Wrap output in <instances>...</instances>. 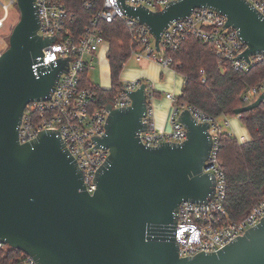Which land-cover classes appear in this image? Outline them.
<instances>
[{
  "label": "water",
  "instance_id": "obj_1",
  "mask_svg": "<svg viewBox=\"0 0 264 264\" xmlns=\"http://www.w3.org/2000/svg\"><path fill=\"white\" fill-rule=\"evenodd\" d=\"M16 2L20 19L0 57V242L37 264H264V218L217 252L180 257L172 236L179 206L214 195L215 180L204 173L213 139L209 124L184 111L179 122L185 142L146 146L140 138L149 107L145 84L130 94L129 108L106 107V135L97 143L110 156L93 194L58 133L43 131L32 142H20L27 106L51 98L69 60L38 66L56 38L39 35L36 0ZM120 2L126 16L149 28L158 51L172 22L207 8L239 32L248 63L264 52V16L245 0H178L158 12ZM263 103L264 94L236 116Z\"/></svg>",
  "mask_w": 264,
  "mask_h": 264
},
{
  "label": "built area",
  "instance_id": "obj_2",
  "mask_svg": "<svg viewBox=\"0 0 264 264\" xmlns=\"http://www.w3.org/2000/svg\"><path fill=\"white\" fill-rule=\"evenodd\" d=\"M175 1L178 0H125L126 5L132 8H144L152 12L161 11ZM245 1L264 16V0ZM36 5L40 19L39 35L47 39L56 38L54 43L43 50V58L38 59V66L50 67L63 59L69 60V67L67 72L61 74L49 100L35 101L27 106L19 128L20 142L22 144L32 142L43 131L58 133L76 159L90 194L97 190V173L110 156V151L97 143V139L106 135L108 105L95 107L94 89L83 87L81 84L83 74L89 73L95 62L99 61L98 54L104 51L108 56L110 51V44L104 37L102 24H113L118 19L122 20L130 36L131 58L146 59L176 73L181 65L174 64L173 58L168 56L167 52L178 50L188 39L211 44L220 60L219 64L229 63L238 72H249L253 66L264 63V52L251 56L250 63L243 58L248 47L239 32L227 28L226 17L212 9H196L189 17L172 22L162 35L158 51L156 40L149 28L141 25L137 19L126 16L120 0H102L101 8L81 33L69 28L75 14L61 0H36ZM2 6L4 16L0 18V31L5 28L9 19V9L17 7V2L9 0ZM83 7L92 10L94 2L84 1ZM4 51L0 50V57ZM122 84L123 89L111 103L114 109L129 108L132 105L130 94L144 83L135 80ZM262 94H264V80L245 91L243 102L249 106ZM153 97V94H149L148 113L143 119L145 128L140 133L142 142L148 147L185 142L187 131L179 122V117L184 111H189L199 124L210 125L209 132L213 144L204 173L211 175L215 180L214 195L204 203L183 202L179 206L172 236L179 246L181 258L194 257L203 251L217 252L260 224L261 219L264 218V200L243 220H231L226 209L228 183L219 156V138L225 130L220 125L221 118H213L187 103H179L177 96L168 93L166 97L172 103L171 132H159L153 121V109L150 103ZM235 118L239 120L240 116ZM224 119H226L225 125L228 126V118L224 117ZM244 142L246 140H241L240 143ZM6 247H8L6 244L0 242V249ZM16 264L37 263L26 255Z\"/></svg>",
  "mask_w": 264,
  "mask_h": 264
},
{
  "label": "trees",
  "instance_id": "obj_3",
  "mask_svg": "<svg viewBox=\"0 0 264 264\" xmlns=\"http://www.w3.org/2000/svg\"><path fill=\"white\" fill-rule=\"evenodd\" d=\"M75 18L70 29L81 33L102 6V0H61ZM84 1L94 2L92 10L83 7ZM105 39L110 44L108 62L111 88L94 85L85 72L83 87L93 88L95 107L113 103L123 89L121 74L131 59L130 36L120 19L113 24H102ZM168 56L174 64H180L177 72L185 78V85L179 103L199 109L213 118H235L236 111L246 107L243 102L245 91L264 80V63L253 66L249 72L235 71L231 64H219L214 47L197 39H188L178 50H170ZM204 72V75H202ZM241 125L248 131L249 139L240 143L228 131L220 135L219 156L228 183L226 209L233 221L243 220L251 210L264 200V104L253 111L241 114ZM26 256L9 246L0 249V264H16Z\"/></svg>",
  "mask_w": 264,
  "mask_h": 264
},
{
  "label": "crops",
  "instance_id": "obj_4",
  "mask_svg": "<svg viewBox=\"0 0 264 264\" xmlns=\"http://www.w3.org/2000/svg\"><path fill=\"white\" fill-rule=\"evenodd\" d=\"M103 59H105V52L101 51L98 54V60L102 62ZM134 64L126 72V79L129 81L141 80L147 86L149 94H153L154 96L150 103L153 109L155 128L159 132L170 133L172 103L166 96L168 93L180 96L185 85V78L171 69L162 68L158 64L146 59H136ZM220 120H223L225 124L226 119L221 118ZM227 120L229 125H225V131L233 134L239 142L249 139L248 131L237 118H228Z\"/></svg>",
  "mask_w": 264,
  "mask_h": 264
},
{
  "label": "rangeland",
  "instance_id": "obj_5",
  "mask_svg": "<svg viewBox=\"0 0 264 264\" xmlns=\"http://www.w3.org/2000/svg\"><path fill=\"white\" fill-rule=\"evenodd\" d=\"M9 2V0H0V18L4 16L3 6ZM20 19L19 10L16 6L11 7L9 9V19L5 25V28L0 31V50H6L9 46V37L12 33L13 28L16 26ZM135 58H131L126 66L124 67L122 74H121V81L128 82L129 80L126 79V72L135 65ZM89 79L90 81L100 88L103 89H110L111 88V76H110V69H109V62L107 59V54H105V59L102 62L97 61L93 65V68L89 71ZM179 97V96H177ZM220 125L224 128L225 124L223 120H220Z\"/></svg>",
  "mask_w": 264,
  "mask_h": 264
}]
</instances>
